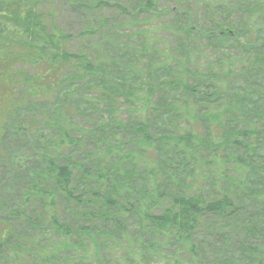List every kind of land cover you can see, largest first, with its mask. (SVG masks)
I'll use <instances>...</instances> for the list:
<instances>
[{
  "label": "trees",
  "instance_id": "trees-1",
  "mask_svg": "<svg viewBox=\"0 0 264 264\" xmlns=\"http://www.w3.org/2000/svg\"><path fill=\"white\" fill-rule=\"evenodd\" d=\"M68 4L0 0V264H264V0Z\"/></svg>",
  "mask_w": 264,
  "mask_h": 264
},
{
  "label": "rangeland",
  "instance_id": "rangeland-1",
  "mask_svg": "<svg viewBox=\"0 0 264 264\" xmlns=\"http://www.w3.org/2000/svg\"><path fill=\"white\" fill-rule=\"evenodd\" d=\"M54 3L56 4V7L57 9L55 10V13H56V21H57V24L63 29V30H67L69 31L70 33H74L75 35H77V32L81 30L83 26V21L81 19H78V15L77 14H73L69 8V4L68 3H73V2H79L81 1L82 3H90V4H94L96 1H102V2H105V0H53ZM109 4V6H111V8L109 7V9H104V11H101L100 14H104L106 16H109L112 20V22H114L115 25H119L120 22L123 20V17L120 15L119 11L116 9L117 6H121L122 2L124 0H106ZM68 2V3H67ZM215 4V3H213ZM182 9H180V11H183L185 12L187 10V8L189 6H187L185 3L180 6ZM169 8H174V7H169ZM87 18V17H86ZM163 24H165L166 22L164 21V19L162 20ZM152 26V24H151ZM151 30H155L157 31V29H155L154 27H151ZM76 32V33H75ZM160 32V31H158ZM157 34L158 33H155L153 35V39H157ZM74 35V36H75ZM163 36H164V42H163ZM162 34L160 33V38H161V41L163 43H165V45H167L166 43V37H165V34ZM158 42V41H156ZM84 47V42L79 40V37L76 36V38L73 40V51L74 52H83L85 51L83 49ZM221 54L223 53H226L224 50L220 52ZM200 58L202 59V63L201 65L203 64L206 65V64H210V63H215L216 61H218L217 59L214 58V55L211 54L210 52H202L201 51V54L199 55ZM223 63L227 64V61H222ZM122 110H123V114L124 116L126 115V110H129L130 107L127 103H122ZM132 109V107H131ZM256 219V217H250L249 219H247L245 216L241 217L240 220H241V224H237L236 228L238 227V229H235L234 232H237L239 233L242 228H244L245 224H248V220H254ZM236 223H239V221H236ZM227 225H222L219 230H228L230 229L233 225L231 226H228L226 227ZM212 228V227H210ZM233 228V227H232ZM214 229H215V226H214ZM231 260V259H230Z\"/></svg>",
  "mask_w": 264,
  "mask_h": 264
}]
</instances>
